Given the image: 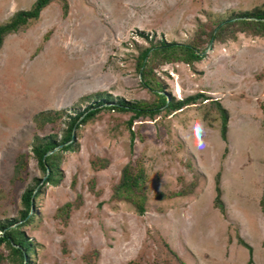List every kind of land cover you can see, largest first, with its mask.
<instances>
[{
  "label": "rangeland",
  "instance_id": "rangeland-1",
  "mask_svg": "<svg viewBox=\"0 0 264 264\" xmlns=\"http://www.w3.org/2000/svg\"><path fill=\"white\" fill-rule=\"evenodd\" d=\"M36 1L0 0V26ZM256 9L264 0H59L5 37L0 225L23 224V194L47 178L35 139L61 140L68 117L94 100L83 99L155 103L157 90L142 84L151 61L148 83L170 98H208L131 126L133 113L112 110L83 125L75 149L58 155L57 184L45 185L21 228L31 264H264V36L242 24L218 28ZM201 38L200 62L164 65L153 51L140 66L148 48ZM127 165L144 169L142 215L115 196ZM0 264H15L5 245Z\"/></svg>",
  "mask_w": 264,
  "mask_h": 264
},
{
  "label": "trees",
  "instance_id": "trees-1",
  "mask_svg": "<svg viewBox=\"0 0 264 264\" xmlns=\"http://www.w3.org/2000/svg\"><path fill=\"white\" fill-rule=\"evenodd\" d=\"M59 0H37L34 6L29 11L18 12L13 16V18L5 25L0 26V48L4 43V39L6 36L17 33L23 27L28 26L31 21H38L40 19V15L44 9H46L52 2ZM65 13H67L68 6L65 3ZM239 18H247L237 20L236 23L234 20L220 23L219 30L222 31L224 26L234 25V24H242L247 28L246 30L250 31L252 35L255 36H264V9H256L253 12H247L240 14ZM255 25V26H254ZM260 25H262L260 27ZM253 26V28H252ZM217 29H212V40L216 39ZM218 30V31H219ZM246 32V31H245ZM202 39V38H201ZM192 40L189 44L181 45L177 43H166L162 42L160 45L156 47H151L146 49L140 57V66L144 68L146 66V62L148 61V57L151 52L154 51V54H161V64L164 63L170 64L175 62H183L189 65H193L196 62H200L204 57L202 56V52L198 50L199 45L205 43L202 39ZM158 56V55H157ZM151 69L143 70L142 73V84L144 82V86L147 88L151 87L153 91L155 89L156 92V102L153 104H149L147 102H126L125 100H120L118 102L113 103L114 99L106 93L97 94L96 96H92L88 99H83V101L90 102L89 99H94L91 105H89L84 111H80L76 113L75 116H69L70 119L68 122V128L63 134V138L58 141L57 135H50L43 139H35V144L33 148L34 155L37 159V162L47 176L46 179L40 180L37 182L35 188L27 190L22 196V203L24 205V211L21 215V220L23 224L17 225L18 221H11L6 224L0 225V229H2V235L0 236V245H5L10 249V255L12 256V261L15 264H31V255L34 250L33 243L26 237L25 233L21 230L22 227L29 224L33 221L36 216V204L37 198L42 193L43 188L47 184L56 185L57 184V175L59 173V163L57 162L58 155L63 152L74 150L77 143L78 132L82 128L83 125L92 120L99 112L102 110H112L118 111L121 113H133L134 116L131 118L129 125L131 126L134 120L138 118H146V117H155L160 113H165V115H172L177 111H181L184 107H188L191 104H196L199 100L207 101L208 98L206 96L199 94L197 96H192L186 98L184 100L176 101L174 97H169L164 93L163 88L158 83L150 84L148 83L150 80L147 79L150 76H154L155 66L157 64L151 61ZM162 88V89H161ZM163 92V93H162ZM169 99V101H168ZM219 105V104H218ZM222 113V135L223 139H226L227 133V113L225 110L221 109ZM63 115V114H62ZM58 114L57 116H62ZM57 116L47 115L45 117V121L54 123L56 121ZM74 129L76 130L75 137L73 138ZM58 148V150H56ZM47 155L48 153H51ZM49 170V172H48ZM145 178H144V169L140 168L138 171L132 165H127L124 167L122 171V178L119 186L116 188V197H125L126 199L132 201L136 207L138 212L142 215L145 213ZM42 183V186L38 187ZM37 192L35 193V191ZM35 193V194H34ZM34 200V202H32ZM217 200L219 202V206L222 208V204L220 203V192L218 193ZM33 210V214H30ZM17 225V226H16ZM245 246H247L244 243Z\"/></svg>",
  "mask_w": 264,
  "mask_h": 264
},
{
  "label": "water",
  "instance_id": "water-1",
  "mask_svg": "<svg viewBox=\"0 0 264 264\" xmlns=\"http://www.w3.org/2000/svg\"><path fill=\"white\" fill-rule=\"evenodd\" d=\"M241 19H247V18H241ZM168 101H169V99H168ZM75 133H76V130L74 129V132H73V138L75 137ZM56 150H58V148L56 149ZM50 154H52V152L51 153H48L47 155H50ZM48 172H49V170H48ZM46 179V178H45ZM39 190V189H38ZM37 192V190L35 191V193ZM34 193V194H35ZM32 202H34V200H32Z\"/></svg>",
  "mask_w": 264,
  "mask_h": 264
}]
</instances>
